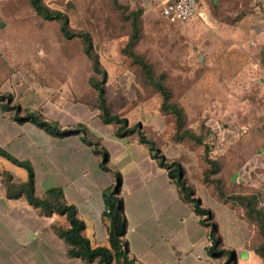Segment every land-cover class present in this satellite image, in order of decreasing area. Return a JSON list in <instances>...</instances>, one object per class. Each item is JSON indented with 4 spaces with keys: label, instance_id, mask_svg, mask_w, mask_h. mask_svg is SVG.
<instances>
[{
    "label": "rangeland",
    "instance_id": "1",
    "mask_svg": "<svg viewBox=\"0 0 264 264\" xmlns=\"http://www.w3.org/2000/svg\"><path fill=\"white\" fill-rule=\"evenodd\" d=\"M205 1L204 11L177 25L162 17V0H119L128 9L125 15L113 0L44 3L67 14L71 31L91 35L108 73L106 89L112 112L121 110L119 115L129 120V126L139 124V130L154 142L167 164L179 165L196 195L198 191L215 192L216 187L230 196L260 195L250 183H231L229 176L248 157L235 155V142L247 144L245 148L264 147V50L250 44L246 32L253 28L252 20L241 25L244 19L255 18L261 0ZM138 9L142 10L141 33L134 50L152 66L157 78L165 76L172 101L185 113L186 127L202 137L203 145L177 139L174 116L161 110L160 94L146 82L141 67L123 54L132 33L126 16ZM93 76L101 80L93 74L82 38L66 39L61 24L38 16L30 0H0V96H6L0 101H9L2 124L17 122V116L25 117L29 112L59 125L72 124L77 115L73 113L75 106L79 120L87 122L83 125L86 134L99 143L92 131L104 136L115 125L96 120L97 92L90 84ZM62 105L64 111L59 108ZM224 130L230 139L217 142V134ZM133 135L138 137L137 132ZM220 147H230L231 156L222 155ZM247 164L238 174L242 178H247ZM212 169L214 174H210ZM6 173L15 181L10 172L0 169L2 181ZM115 174L123 179V174L115 171L110 188L116 184ZM123 192L127 196V188ZM119 198L123 199V194ZM232 204L243 216L250 234L249 249L253 250L261 243L257 223L245 216L238 202ZM58 224L66 227L65 217ZM235 254L239 259L245 252ZM219 259L224 264L225 258Z\"/></svg>",
    "mask_w": 264,
    "mask_h": 264
},
{
    "label": "crops",
    "instance_id": "2",
    "mask_svg": "<svg viewBox=\"0 0 264 264\" xmlns=\"http://www.w3.org/2000/svg\"><path fill=\"white\" fill-rule=\"evenodd\" d=\"M169 1L162 0V7ZM205 7L204 0L201 11ZM251 20L254 26L246 32L250 44L263 51L264 0L255 9V18H246L241 25ZM108 103L115 112L109 99ZM3 106L0 101V148L32 165L37 196L42 197L51 188L62 189L66 202L77 208L79 218L85 222L84 234L93 245H108L110 221L105 216L103 193L114 184L113 173L119 171L123 174L120 193L126 218L122 241L137 264H221L220 259L209 252L210 229L202 223V217L193 206L182 199L168 171L152 157L138 137H118L113 127L104 136L92 131L109 153V166L115 171L110 167L111 171H107L101 167L102 159L94 153L93 146L83 140V134L60 138L48 134L32 121L2 124V114L7 111ZM73 107V113L77 114L75 122L60 125L62 128L86 125L87 122L79 120L78 110ZM59 108L64 111L65 106ZM96 110V120L101 123ZM66 113L69 114V110ZM116 113L120 114L121 110ZM225 134V130L217 134V142L226 141L229 136ZM234 137H238V133ZM235 145L238 147L236 156L248 157L229 176L231 183H250L264 205V147L248 145L245 148L247 144L237 142ZM240 145L243 148L239 150ZM228 149L231 148L220 147L219 151L228 157L231 156ZM252 158L254 162L251 163ZM247 163L250 164L247 178H242L238 174ZM0 169L10 172L17 183L27 180V171L3 156H0ZM124 188H127V196ZM197 197L212 211L223 248L245 252L237 259V264H263L254 250L249 249L248 227L232 201L220 199L208 190L198 191ZM63 219L58 213H42L24 196H8L0 179V264H83L80 259L69 256L66 243L52 228Z\"/></svg>",
    "mask_w": 264,
    "mask_h": 264
},
{
    "label": "trees",
    "instance_id": "3",
    "mask_svg": "<svg viewBox=\"0 0 264 264\" xmlns=\"http://www.w3.org/2000/svg\"><path fill=\"white\" fill-rule=\"evenodd\" d=\"M114 6L121 10L125 15L127 8L119 3V0H113ZM30 5L38 16L46 21H55L61 24L62 35L66 39H73L76 37L82 38L85 42V54L92 63V70L94 75H100L101 80L91 77L90 84L97 92L96 107L99 111V117L104 124L115 125V135L118 137H126L138 133V139L141 144L146 145L152 157L159 162L160 166L168 171L170 178L176 183L179 188L182 199L191 204L197 213L202 217V223L210 229L211 247L209 252L212 256L218 258H225L224 264H237V258L234 250L223 248L221 235L219 233L218 225L214 220L213 213L210 209L203 206L200 199L195 194L194 189L187 184L184 178V172L177 163L167 164L166 160L160 155L159 149L154 142L149 140L143 132L139 130V124L129 126V121L125 116L113 113L107 97L106 83L108 80V73L102 67L100 57L96 52L92 37L87 32L71 31L69 25V17L62 11L53 10L49 8L44 0H30ZM142 10L130 12L126 18L131 22V35L128 43L123 49V54L141 67L146 82L151 85L162 98L161 110L166 114H171L175 118L176 137L178 140L189 139L198 145H203L201 136L194 134L189 130L187 120L183 109L172 101L173 95L170 89L164 83V75L159 78L155 76L152 66L149 65L140 55H138L134 48L141 33L140 16ZM5 100L6 96H0ZM11 100V98H8ZM9 102V101H8ZM8 102L4 104L3 108L8 110ZM20 111L19 107H14ZM16 121L25 123L32 121L40 129L48 134L56 137H67L76 134H83V140L93 146L95 154L101 157V167L104 170L111 171L108 167L109 153L100 145L94 143L92 138L86 134V129L83 125L78 128H62L58 123L49 122L43 118H39L34 113H27L25 117L17 116ZM0 156L7 158L12 163L24 168L27 171V180L22 183H17L13 180L9 173L5 174L3 185L10 197L24 196L27 201L36 208H39L42 213L51 215L58 213L64 216L67 226L62 227L58 223L52 225L55 233L66 243L69 256L80 259L83 264H137L133 258L130 257L126 247L123 245L122 237L125 232L126 218L123 210V200L119 198L122 177L120 174H115L116 184L113 188L104 191L105 202V216L108 217L110 224L108 227V245L94 246L91 240L85 236L84 230L86 228L85 222L79 218L77 208L74 205L68 204L65 200L64 193L60 188H51L46 193L39 197L35 190V171L32 165L28 162H23L15 159L6 151L0 148ZM216 171L211 170L210 174ZM114 174V173H113ZM215 191V190H214ZM217 197L226 201L238 202L245 210V216L251 217L257 223V229L261 236V243L254 246V252L263 260L264 264V205L260 201V195H237L230 196L222 194L219 187L213 192Z\"/></svg>",
    "mask_w": 264,
    "mask_h": 264
},
{
    "label": "built area",
    "instance_id": "4",
    "mask_svg": "<svg viewBox=\"0 0 264 264\" xmlns=\"http://www.w3.org/2000/svg\"><path fill=\"white\" fill-rule=\"evenodd\" d=\"M203 1L204 0H170L162 7L161 15L171 24H184L199 15Z\"/></svg>",
    "mask_w": 264,
    "mask_h": 264
}]
</instances>
